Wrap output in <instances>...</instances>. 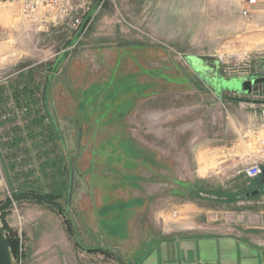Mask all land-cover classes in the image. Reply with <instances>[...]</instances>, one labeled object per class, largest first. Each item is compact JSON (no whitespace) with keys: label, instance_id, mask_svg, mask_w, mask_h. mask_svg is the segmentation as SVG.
<instances>
[{"label":"rangeland","instance_id":"1","mask_svg":"<svg viewBox=\"0 0 264 264\" xmlns=\"http://www.w3.org/2000/svg\"><path fill=\"white\" fill-rule=\"evenodd\" d=\"M99 1L77 37L65 21L40 25L0 3V61L43 72L31 120L0 129V224L17 240L12 264H26L29 250L46 259L57 243L29 241L37 220H25L27 200L47 233L67 238V264H139L174 221L255 231V211L227 219V205L201 193H227L226 142L245 147L227 154L238 168L264 160V127L254 138L240 126L255 89L229 85L264 73V0L246 15V0ZM39 176L45 187L33 184Z\"/></svg>","mask_w":264,"mask_h":264},{"label":"crops","instance_id":"2","mask_svg":"<svg viewBox=\"0 0 264 264\" xmlns=\"http://www.w3.org/2000/svg\"><path fill=\"white\" fill-rule=\"evenodd\" d=\"M10 27L13 28V25ZM16 64L14 60L5 59L0 61V103L6 99L7 92H12L16 99L22 93L28 94L30 92L35 95L37 93L38 96L33 99L34 102L42 100L40 89L42 82L37 74L43 72L38 69L28 71L25 68L14 70ZM25 85H30L31 88L21 89V86ZM245 104L250 109V119L248 123L247 121L243 124L240 123V126L246 127V130L254 138H257L264 127V107L255 102H246ZM228 117H230V113H228ZM231 126H233V121L230 119L229 127ZM247 131L243 134L238 131L236 141H246ZM260 142L263 143V141ZM242 144L240 146L237 143L235 145L227 144V142L224 144L225 160L220 168L230 173L228 178H232L227 180V200H217L213 198L214 196L210 197V200L227 205L224 212L227 219L241 220L244 216H249L251 211H255L254 213L259 218V225L255 226L257 229L252 231L248 229V226L236 222H225L224 224L211 226H202L203 224L201 225L198 221L193 222L191 226H184L183 221H174L169 225L164 223V231L151 238V247L139 264H264V194L246 196L245 193L248 192L249 187L251 188L254 185L257 177L248 180L243 172L246 163L241 164L242 168H238L235 163L227 160V154L231 155L233 151L237 154L245 148ZM262 166H264V163ZM44 182V178L39 176L35 178L33 184L40 188L45 187ZM97 200L101 203H107L103 199ZM109 201H112V199H109ZM20 204L27 222L35 218L37 220L35 228L29 232L31 235L27 233L29 241H35V246L36 243L39 245L41 242L42 244L51 241L53 243L57 242L54 243L53 254H49L46 259L41 256L35 258L31 250L27 251L25 253L26 264H67L66 260L63 262L60 253L62 251L60 247L69 244H67V238L62 239L64 237L62 236V238L57 239L47 233L49 229L46 230L45 224L42 223L44 220L40 217L37 218L33 211V207L37 206L36 204L28 202V200ZM131 209H134V206ZM127 210H130V208H127ZM87 212L92 213L91 210H87ZM38 213H41V211ZM215 213L214 216H216ZM213 218L210 217L212 220ZM252 218L257 219L253 216Z\"/></svg>","mask_w":264,"mask_h":264},{"label":"built area","instance_id":"3","mask_svg":"<svg viewBox=\"0 0 264 264\" xmlns=\"http://www.w3.org/2000/svg\"><path fill=\"white\" fill-rule=\"evenodd\" d=\"M0 3H16L21 10V13L28 20L36 22L40 25H47L49 23L56 24L61 21H65L70 30L75 34L78 33L80 27L83 25L86 17H88L86 24L88 23L91 15L100 1L96 0H0ZM257 4V0H246V5L242 8L244 15L248 14L250 8ZM85 24V26H86ZM84 26V28H85ZM4 32L0 27V37H3ZM30 89V85L21 86V89ZM261 90H254L256 99L259 105L264 107V97ZM258 93V94H257ZM35 96H38L36 93ZM33 101H28V96L25 93L19 95L18 99L12 92L6 93V99L0 104V129H10L7 124L12 121L14 124L17 122L14 120L18 117V123L20 126H24L26 122L30 121L32 117H29V110L32 106H36ZM40 104V102H38ZM7 123V124H6ZM19 126V127H20ZM1 130V131H2ZM5 132V131H4ZM9 140L11 136L3 133L1 140ZM264 161L261 159H252L246 163L243 172L247 179L258 177L262 173ZM22 171V170H20ZM0 174V181L2 180Z\"/></svg>","mask_w":264,"mask_h":264},{"label":"water","instance_id":"4","mask_svg":"<svg viewBox=\"0 0 264 264\" xmlns=\"http://www.w3.org/2000/svg\"><path fill=\"white\" fill-rule=\"evenodd\" d=\"M88 17H86L83 25L80 27L78 33H76V37L84 30V26L87 22ZM263 78H252V79H235L233 81H229V85L236 88L237 90H244L246 92H250L252 90L251 85L256 84L257 82L262 81ZM49 90V86L47 88ZM262 173H264V169H262ZM264 182V179L261 180ZM260 193V189H256L253 191H248L245 193L246 196H254ZM204 197H213L212 195L201 193ZM0 264H12V255L10 251V247L7 241L6 234L0 224Z\"/></svg>","mask_w":264,"mask_h":264},{"label":"flooded vegetation","instance_id":"5","mask_svg":"<svg viewBox=\"0 0 264 264\" xmlns=\"http://www.w3.org/2000/svg\"><path fill=\"white\" fill-rule=\"evenodd\" d=\"M252 78H263L262 81L257 82L256 84H252L251 87H252V89H255V90L256 89L261 90V92H263V97H264V73L251 75L250 79H252ZM238 92H240V91H238ZM263 169H264V166H263ZM263 179H264V173H261L257 177L256 182L254 183V185L248 191H253V190H256V189H260V193L257 194V195H263L264 194V182H261V180H263Z\"/></svg>","mask_w":264,"mask_h":264},{"label":"trees","instance_id":"6","mask_svg":"<svg viewBox=\"0 0 264 264\" xmlns=\"http://www.w3.org/2000/svg\"><path fill=\"white\" fill-rule=\"evenodd\" d=\"M29 197H32V198H34V199H40L41 197L39 196V195H28ZM227 195H226V193L225 194H221V193H218L217 195H215L213 198H216L217 200H227L226 197ZM223 198H225V199H223ZM7 241H8V244H9V247H10V249H11V252L13 253V254H16V252H17V240H15L14 238H11V237H9L8 235H7Z\"/></svg>","mask_w":264,"mask_h":264}]
</instances>
